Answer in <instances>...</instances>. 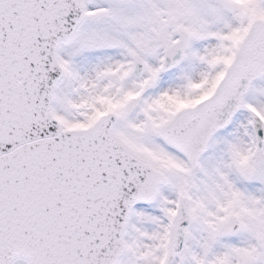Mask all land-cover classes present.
I'll use <instances>...</instances> for the list:
<instances>
[{"label":"snow or ice","instance_id":"1","mask_svg":"<svg viewBox=\"0 0 264 264\" xmlns=\"http://www.w3.org/2000/svg\"><path fill=\"white\" fill-rule=\"evenodd\" d=\"M0 264H264V0H0Z\"/></svg>","mask_w":264,"mask_h":264}]
</instances>
